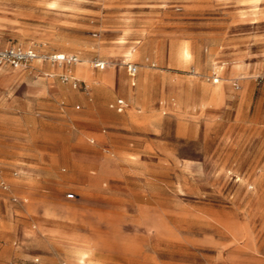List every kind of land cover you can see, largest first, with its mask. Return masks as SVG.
Segmentation results:
<instances>
[{
    "label": "rangeland",
    "instance_id": "374dc122",
    "mask_svg": "<svg viewBox=\"0 0 264 264\" xmlns=\"http://www.w3.org/2000/svg\"><path fill=\"white\" fill-rule=\"evenodd\" d=\"M8 46L39 55L0 65L13 264L49 253L44 220L61 231L57 264H264V0H0ZM58 53L79 62L47 58ZM10 140L23 160L9 161Z\"/></svg>",
    "mask_w": 264,
    "mask_h": 264
},
{
    "label": "crops",
    "instance_id": "0c3cea01",
    "mask_svg": "<svg viewBox=\"0 0 264 264\" xmlns=\"http://www.w3.org/2000/svg\"><path fill=\"white\" fill-rule=\"evenodd\" d=\"M120 43H122V42H120ZM186 45H188V44H186ZM137 50H138V53H137ZM139 53H140V49L139 48L136 49V46L128 47L124 51V54H125V57H126L127 60H131L132 57L138 56ZM72 55H75V54H72ZM178 57H181V58L183 57V48H179V50H178ZM185 59L188 60L187 58H185ZM127 70H128V66H127ZM77 73L79 75L85 76L88 79H93V80L98 79V77H96V75L93 72V70H91L89 68H84V67H81L80 66L79 68H77ZM128 73L133 78L132 85H136V81L134 79H135L136 75L139 73V71L137 72L136 75H131L130 72H129V70H128ZM146 75L147 76H151L150 73H148V74L146 73L145 76ZM110 77H111L110 74H108V75L106 74L105 75V73H104L102 75V77H101V80L103 82L109 81L110 80ZM103 91L104 92H102V93L105 95V89ZM219 91H221L220 88H219L217 94H219ZM214 94H215V92H214ZM117 100L115 102H113L111 104V106L114 107L119 113L125 112L126 109H127L128 104L126 103L127 106L124 108V110L119 111L116 108V106H113V104H116ZM14 122H15V119L13 117H10V116L6 117V116H2L0 114V128H1V130H2L3 127H8V128L11 127ZM8 144H10L12 146L11 147V150H10L11 157L9 158V161L11 163H14L18 159L23 160L24 152H22V154L19 153V150L17 149V147H15V146H18V145L15 142H12V141L9 142ZM4 205H5V211H7L6 204H4ZM40 231H42V236L38 240L39 241V244H40L39 246H41L46 251H49V253H44V254L41 255L40 258L39 257H35L34 259L31 258V257L35 253H33L31 249L30 250H27V251H23V253H25V255H27L26 256L27 258H31L35 262H39L40 259H41L40 264H57L58 263V260H57V257L54 255V253L57 251L58 246H60L61 243H62V239L63 238L61 236V231L59 229H57L56 226H54V225L52 226L51 224L47 223L45 220L41 224V230ZM1 232L2 231H1V226H0V233ZM69 240L71 242L70 243L71 245L69 246L70 247L69 250L72 249L71 250L72 252H74V251L77 252V248L78 247H76L75 244H76V242L78 240L76 238H73V237L69 238ZM15 252L18 253L17 251H14V253ZM11 253H12V250H11L10 242L9 241H5L4 243H1L0 242V264H13L12 261L10 260Z\"/></svg>",
    "mask_w": 264,
    "mask_h": 264
},
{
    "label": "built area",
    "instance_id": "2783aa9c",
    "mask_svg": "<svg viewBox=\"0 0 264 264\" xmlns=\"http://www.w3.org/2000/svg\"><path fill=\"white\" fill-rule=\"evenodd\" d=\"M38 53L32 49H25L20 46H8L0 47V65H11L14 67L26 66L38 59ZM50 60L59 62L60 64H73L79 62V57L77 55H67V54H52L49 57ZM94 66L100 69H104L107 66V61L96 60ZM128 70L131 75H136L139 71V66L136 63H129ZM64 81L70 82L75 88H87V85H83L77 78L71 74H64L62 76ZM264 81V74L260 77ZM217 81V80H216ZM237 87H239L237 85ZM119 111L124 110L127 106L126 102L123 99H118L116 104H113ZM1 185L4 189H8V184L5 181L1 182ZM74 196L69 194V197ZM61 264H68L66 261H63Z\"/></svg>",
    "mask_w": 264,
    "mask_h": 264
},
{
    "label": "bare ground",
    "instance_id": "6f19581e",
    "mask_svg": "<svg viewBox=\"0 0 264 264\" xmlns=\"http://www.w3.org/2000/svg\"><path fill=\"white\" fill-rule=\"evenodd\" d=\"M190 55H191V53H190V48H189V46L188 45H186L184 48H183V56L185 57V58H187V59H189V57H190ZM214 92H215V94H217V90L215 89L214 90ZM73 241V240H72ZM72 250V249H71ZM70 250V251H71ZM75 252V251H74ZM77 252H78V250H77ZM81 252V251H80ZM87 254V253H86ZM84 255V254H83ZM83 255H81V257L83 258V257H85V256H83Z\"/></svg>",
    "mask_w": 264,
    "mask_h": 264
}]
</instances>
